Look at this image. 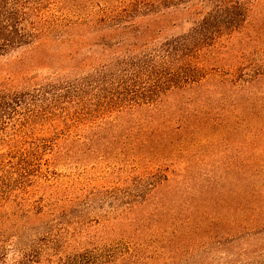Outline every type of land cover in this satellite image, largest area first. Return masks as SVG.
Instances as JSON below:
<instances>
[{"label":"rangeland","instance_id":"rangeland-1","mask_svg":"<svg viewBox=\"0 0 264 264\" xmlns=\"http://www.w3.org/2000/svg\"><path fill=\"white\" fill-rule=\"evenodd\" d=\"M135 1L62 0L49 16L77 22L62 37L0 57V96L24 97L0 113V159L36 150L27 181L12 182L26 193L0 207V233L50 241L71 258L96 250L103 264H264V0H251L244 25L206 52L201 87L170 94L158 109L95 114L92 97L81 103L68 89L119 76L213 7L168 0L166 9L158 0L154 13L115 20ZM103 14L109 20L95 24ZM240 67L259 75L250 85L219 84ZM76 117L86 124L71 127ZM103 120L118 127L94 143ZM143 189L144 201L122 204ZM51 255L39 264L57 260Z\"/></svg>","mask_w":264,"mask_h":264},{"label":"trees","instance_id":"trees-1","mask_svg":"<svg viewBox=\"0 0 264 264\" xmlns=\"http://www.w3.org/2000/svg\"><path fill=\"white\" fill-rule=\"evenodd\" d=\"M161 1L166 9L170 7L169 3L167 4L168 0ZM161 1L136 0L122 13L114 15L115 20L135 21L139 14L146 16L154 13L155 4ZM208 1L209 4L213 5L211 13L203 22L195 24L187 34L167 38L152 49L146 50L145 54L129 63L127 68L113 79L101 80L95 86L92 85L93 87L88 85L80 90L69 88L68 92L74 94L73 97L81 103L86 98L92 97L96 102L95 109L92 110L95 114L111 115V112L112 114H121L144 106L158 109L170 94L182 91L189 92L194 87H201L209 74L207 69H211L207 66L206 52L214 49L216 42L224 35H230L244 25L248 19L249 6L252 3L251 0ZM60 2L62 3V0H0V57L47 38L62 37L63 28L77 22L69 20L67 15L64 18L56 15L49 16L51 8L57 7ZM106 18L108 16L103 14L100 19L95 21V24L105 23L109 20ZM134 25L131 23V26ZM244 71L240 67L231 75L232 80H220L219 84L224 86L230 83L234 87L247 83L250 85L259 75L254 69L241 74ZM89 89L93 90L92 95L89 94ZM2 96H0V113L4 115L11 104L17 105L19 99L18 105L20 106L21 99H24V97L12 99L6 95ZM5 98L9 99L6 100ZM83 109L85 110L86 106ZM86 121L87 119L83 117H76L69 124L73 128H80L86 124ZM113 122L112 120L101 121L95 126L97 131L93 132L92 137L88 139L94 143L106 139L112 134L113 128L118 127ZM155 130L158 129L155 128ZM156 135L159 136V133L155 134L154 137ZM142 137L137 139L141 140ZM141 142L146 141L141 140ZM35 151L29 148L11 150L7 152L6 157L0 159V207L21 199V195L26 193L24 191L25 184L14 189L12 182L21 184L27 181L29 175L27 161L34 155ZM19 162H22L25 167H22V164L20 166ZM5 169L10 172L5 171ZM146 196V189L138 190L137 194L129 193L124 197L122 204L126 205L127 203L129 205L135 198L138 202H142ZM114 200L116 201V198ZM17 238L20 239L15 235L0 233V264L8 263L10 256H13V264H39L41 257L50 250L54 251V256H51L57 259H49L51 264L102 263V255L96 250L87 249L80 255L71 258L66 252H63L62 255L58 252L59 250L48 246L50 241L40 240L39 242L23 244V242H18ZM52 245L54 246V243ZM95 251L96 254H93Z\"/></svg>","mask_w":264,"mask_h":264}]
</instances>
